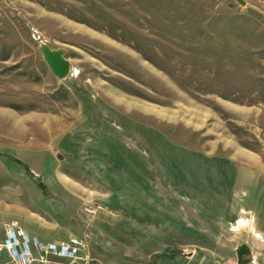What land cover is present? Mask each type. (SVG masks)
<instances>
[{
	"label": "rangeland",
	"instance_id": "374dc122",
	"mask_svg": "<svg viewBox=\"0 0 264 264\" xmlns=\"http://www.w3.org/2000/svg\"><path fill=\"white\" fill-rule=\"evenodd\" d=\"M259 168L264 0H0V264L70 238L71 264L205 253Z\"/></svg>",
	"mask_w": 264,
	"mask_h": 264
},
{
	"label": "crops",
	"instance_id": "0c3cea01",
	"mask_svg": "<svg viewBox=\"0 0 264 264\" xmlns=\"http://www.w3.org/2000/svg\"><path fill=\"white\" fill-rule=\"evenodd\" d=\"M237 157L246 163L261 162L258 155L247 152L237 153L234 159ZM243 177L247 184L236 186L240 203L234 209V218L212 236L213 244L206 247L205 253L195 251L184 259L176 257L175 264H225L238 262L239 255L246 257L245 264H264V168L240 173L238 183ZM156 264L170 261L159 258Z\"/></svg>",
	"mask_w": 264,
	"mask_h": 264
},
{
	"label": "built area",
	"instance_id": "2783aa9c",
	"mask_svg": "<svg viewBox=\"0 0 264 264\" xmlns=\"http://www.w3.org/2000/svg\"><path fill=\"white\" fill-rule=\"evenodd\" d=\"M5 242L13 248V253L18 261L25 263V261L29 262L31 260L28 255V240L22 232L9 231ZM35 242L44 251V254L39 259L41 264H71L73 259L77 257L78 250L82 247L81 241L77 238H70L68 242L63 244L48 243L44 245L39 241Z\"/></svg>",
	"mask_w": 264,
	"mask_h": 264
},
{
	"label": "water",
	"instance_id": "95a60500",
	"mask_svg": "<svg viewBox=\"0 0 264 264\" xmlns=\"http://www.w3.org/2000/svg\"><path fill=\"white\" fill-rule=\"evenodd\" d=\"M243 3V1H241ZM42 56L46 62L51 73L57 78L61 79L65 77L69 72V62L65 59L61 52L58 50H51L48 47H42ZM247 259H242V256L239 255L238 264H245Z\"/></svg>",
	"mask_w": 264,
	"mask_h": 264
}]
</instances>
